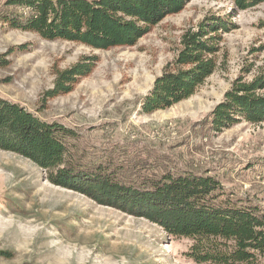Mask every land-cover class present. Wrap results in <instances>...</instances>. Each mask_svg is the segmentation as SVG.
I'll return each instance as SVG.
<instances>
[{
	"label": "rangeland",
	"instance_id": "374dc122",
	"mask_svg": "<svg viewBox=\"0 0 264 264\" xmlns=\"http://www.w3.org/2000/svg\"><path fill=\"white\" fill-rule=\"evenodd\" d=\"M6 1L0 0V97L76 131L72 151L82 165L104 164L127 182L208 172L264 209V122L221 132L210 124L234 81H251L264 66V49L255 51L264 47V3L237 11L232 0H192L135 46L93 50L11 28L3 15L20 10ZM213 15L236 25L223 37L216 72L192 97L144 113L143 100L174 62L183 33ZM93 56L91 73L71 92L47 98L58 71ZM189 245L145 219L55 186L29 159L0 151V264H194L184 255Z\"/></svg>",
	"mask_w": 264,
	"mask_h": 264
},
{
	"label": "trees",
	"instance_id": "16d2710c",
	"mask_svg": "<svg viewBox=\"0 0 264 264\" xmlns=\"http://www.w3.org/2000/svg\"><path fill=\"white\" fill-rule=\"evenodd\" d=\"M192 0H7L3 22L93 50L135 46L168 16L182 12ZM237 11L264 0H232ZM231 19L232 16H229ZM236 25L221 16L206 17L186 30L174 62L165 67L142 111L166 110L192 97L219 67L225 34ZM264 47L256 49L261 51ZM97 57H84L58 71L47 98L71 92L89 75ZM252 71V65L245 69ZM246 121L264 122V66L251 80L236 79L210 114L214 131ZM76 131L42 120L22 105L0 97V151L32 161L55 186L80 193L99 205L117 209L159 226L168 236L185 239L194 264H264V209L236 195L210 173L164 172L131 182L104 164L82 165L73 154ZM107 166H109L106 163Z\"/></svg>",
	"mask_w": 264,
	"mask_h": 264
}]
</instances>
